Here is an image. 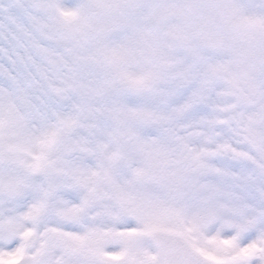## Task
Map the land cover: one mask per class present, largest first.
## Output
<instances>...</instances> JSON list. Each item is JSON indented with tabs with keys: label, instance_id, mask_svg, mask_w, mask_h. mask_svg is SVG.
I'll return each instance as SVG.
<instances>
[{
	"label": "snow or ice",
	"instance_id": "obj_1",
	"mask_svg": "<svg viewBox=\"0 0 264 264\" xmlns=\"http://www.w3.org/2000/svg\"><path fill=\"white\" fill-rule=\"evenodd\" d=\"M0 264H264V0H0Z\"/></svg>",
	"mask_w": 264,
	"mask_h": 264
}]
</instances>
